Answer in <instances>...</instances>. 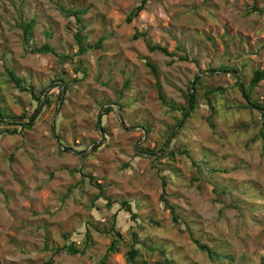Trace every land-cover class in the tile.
<instances>
[{"label":"rangeland","instance_id":"1","mask_svg":"<svg viewBox=\"0 0 264 264\" xmlns=\"http://www.w3.org/2000/svg\"><path fill=\"white\" fill-rule=\"evenodd\" d=\"M141 1L0 0V107L29 116L38 108L31 129L0 135V264H46L65 243L83 247L87 225L110 228L115 215L122 238L108 264H130L134 233L137 264L166 258L173 264H264V116L246 108L240 87L250 91L253 71L264 69V0H147L128 23ZM253 4L263 12L249 13ZM61 7L85 11L86 44L104 39L102 49L74 58L84 60L87 75L78 74L80 82L73 81V62L30 53L24 45L20 26L35 20L34 46L77 53L74 34L81 25ZM137 32L145 35L135 39ZM147 42L174 55L150 52ZM146 61L157 66V78ZM9 68L37 90L47 87L40 103L9 83ZM197 76L198 105L170 149L150 154L182 119L176 109L187 105ZM62 78L71 88L59 99L60 88L50 90ZM217 87L225 90L211 95L212 114L205 93ZM251 95L264 101V81ZM148 125L150 134L141 127ZM162 175L169 201L215 258L173 224L161 202ZM101 192L106 199L96 200ZM107 198L131 202L136 217L117 203L107 208ZM111 242L110 234L94 231L87 254L64 253L53 264H96Z\"/></svg>","mask_w":264,"mask_h":264},{"label":"trees","instance_id":"2","mask_svg":"<svg viewBox=\"0 0 264 264\" xmlns=\"http://www.w3.org/2000/svg\"><path fill=\"white\" fill-rule=\"evenodd\" d=\"M147 5V0H142L141 3L137 6H135L131 12L129 13V15L126 18V21L128 23L132 22L133 19H135L136 17H138L140 15V13L146 8ZM61 10L66 13L67 15L70 16H74V18L76 19L78 25H81V28L79 30L76 31V33L74 34V39L77 43L78 46V50L77 53L75 55H71V54H65V53H60L58 52L54 47L50 46L49 44H45V45H41V46H34L32 43V38H33V31L36 25V21L35 20H31L28 22H23L20 26V28L23 31V40H24V45L26 46V50H29L30 53H41V54H53L56 57L59 58L60 61H62L65 65L68 64L69 62H73L74 63V71L77 73L76 77L74 78V82H80L81 80H83V77H79L78 74L82 73L84 76L87 75L85 69H84V60L82 58L77 59L76 61L74 60L75 57H79V56H83L86 53H88L90 50H95V49H102L103 48V42L104 39L100 38L94 45H90V44H86L85 40L83 39V36L81 34V29L84 28L82 26V20H81V14H84L85 11H81V10H72V9H65L63 7H61ZM263 12L262 9H258L254 4L250 7V11L249 13H253V12ZM145 34H141V33H135L134 38L137 39L140 36H144ZM147 48L150 52H160L163 53L167 56H173L174 53L170 52L167 47L162 46L160 44H153L151 42H147ZM146 65L149 67V69L151 70L152 74L157 78L158 77V68L155 64H153L150 61H146ZM222 70L225 71H233L234 73H237V69H233V68H229L226 66H221ZM7 75H8V81L9 83L13 84L17 89H19L21 92H28L34 99L35 101H37L38 103H40L41 101V96L44 93V90L47 88H43L41 90H37V88L35 87L34 84L28 83L27 80L24 77H21L19 75H17L16 71L13 68H9L7 69ZM56 80L51 81L54 82ZM201 81V77L197 76L196 79L192 82V87L189 88V92L187 95V105L186 106H182L181 108H177L176 110L180 111L182 114V119H180L176 125L168 131V135L166 137L165 142L163 143V147L158 149V147L156 149H148L149 152H151L150 154L155 155L161 151H165L164 148H169V143L171 142L170 140L174 139L175 137H177L181 131V129L183 128L184 124H185V120L186 118H188L190 116V112L198 105V84ZM264 81V69H256L253 71L252 73V77L250 79L249 82V87H250V91H247L245 84L240 85L241 83H239L240 87L242 88V90L244 91L245 97L248 101V105H246V108L252 109V108H257L260 110V112H262V115L264 116V101L260 102L258 100H254L252 95H251V91L254 87H256L260 82ZM60 83H57L56 85L53 86V88H51L50 92H53L52 90H54L56 87L60 88V96L59 99L61 98V95L63 93H67L69 91V89L71 88V83L65 81L64 78L59 80ZM125 86L127 87V83L125 84ZM157 87H158V93L160 98L165 101V97H164V93H163V86L160 84V82L157 83ZM225 89L222 87H217V88H211L209 90L206 91L205 93V99L209 105V107L211 108V110H213L212 114L215 111V107L212 103V99H211V95L215 94L216 92H223ZM64 102H62L63 105ZM46 104H49V100L47 99ZM106 103H103L102 105H104ZM39 105V104H38ZM38 108L35 110V112L32 115H28L27 112H23L20 115H15V114H11V113H7L5 111H3L0 107V126H2V130H0V135H15L18 133H22L24 129H31L34 126L35 123V115L37 112ZM113 110V107L110 105L108 107H106L105 113H109L110 111ZM210 122V119H209ZM101 123H102V129L103 131H105V126L103 125V119H101ZM212 128H215L214 124H210ZM17 126H21V129H18ZM97 127H98V123H97ZM145 132L147 134H150L151 132V128L148 125V127L146 126H141ZM105 140L103 141L102 145L105 144ZM98 143L96 142L94 145V148L97 149L98 148ZM66 147V146H65ZM69 148V147H66ZM167 151V150H166ZM173 157L174 153H170L169 157ZM162 158L163 157H155L153 159L154 162L156 163H162ZM87 177V175H85ZM83 180V179H82ZM92 183L98 185L97 181H95L96 179H94L93 177H91ZM100 186V185H98ZM165 186H166V180H165V175H162V194H161V202L163 203L164 207L166 209H168L171 213V218L173 221V224L180 230V231H184V232H188L189 236L192 238L193 243L197 246V248L202 251V252H206L208 254V256L213 259L216 257L217 253L208 245L202 243V241L198 238H196L194 236V233L192 231V229L190 228V226L188 224H186L180 217L176 207L169 201L168 198V193L165 190ZM75 189V187H70V192H72ZM100 198L106 199L104 197L103 192L99 193L96 196V200H99ZM108 202L106 203L107 208L111 209V207L114 205V203H117L119 205L118 210H122V209H126L127 211L132 213V218L136 217V213H134L133 209H132V205L131 202L129 201H110L107 198ZM116 214V213H114ZM114 221L113 224L111 225L110 228H105L104 230H100L97 226H86L85 229V233H84V239H83V243L84 246L83 247H76V242H71V243H65L63 246H59L54 250L53 253V257L51 260L47 261L46 264H53L54 260L57 259L58 257H60L62 254L66 253L70 256H78V255H85L87 254V252H89L92 247H93V232L95 231L96 233H106V234H110L112 236V242L111 245L108 247L107 252L97 260L96 264H108L107 260L111 254V252H115L118 250V245L120 243V240L122 238L121 232H120V228L117 223V218L116 215L113 216ZM134 241L133 243L130 245V249L127 253V261L130 264H137L138 263V257H139V248L136 247V245L140 242L137 239L136 233H134ZM155 264H173V261L169 258H166L164 261H158Z\"/></svg>","mask_w":264,"mask_h":264},{"label":"water","instance_id":"3","mask_svg":"<svg viewBox=\"0 0 264 264\" xmlns=\"http://www.w3.org/2000/svg\"><path fill=\"white\" fill-rule=\"evenodd\" d=\"M37 114V113H36ZM36 116V115H35Z\"/></svg>","mask_w":264,"mask_h":264}]
</instances>
